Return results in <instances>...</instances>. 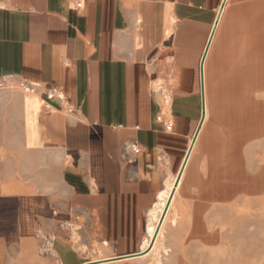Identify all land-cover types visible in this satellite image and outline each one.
<instances>
[{"label":"crops","instance_id":"obj_1","mask_svg":"<svg viewBox=\"0 0 264 264\" xmlns=\"http://www.w3.org/2000/svg\"><path fill=\"white\" fill-rule=\"evenodd\" d=\"M0 264H264V0H0Z\"/></svg>","mask_w":264,"mask_h":264},{"label":"built area","instance_id":"obj_2","mask_svg":"<svg viewBox=\"0 0 264 264\" xmlns=\"http://www.w3.org/2000/svg\"><path fill=\"white\" fill-rule=\"evenodd\" d=\"M78 1H80V0H78ZM20 88L26 93H32L34 91L33 86L31 84H28L27 82H22L20 84ZM44 93H45V100L46 101H51V100H53L55 98H57L59 100H63L64 99L63 93L60 90L56 89V88H48V89H46L44 91ZM158 119H160V118L158 117ZM166 128L167 129L170 128L169 124L166 126ZM132 149L134 151H137L135 146H133Z\"/></svg>","mask_w":264,"mask_h":264},{"label":"water","instance_id":"obj_3","mask_svg":"<svg viewBox=\"0 0 264 264\" xmlns=\"http://www.w3.org/2000/svg\"><path fill=\"white\" fill-rule=\"evenodd\" d=\"M172 195H173V191L170 193V196H169L168 201H167V203H166V206H165V208H164V210H163V213H162V216H161V218H160V220H159L158 225H160V223H161V221H162V219H163V216H164V214H165V212H166V210H167V207H168V204H169V201H170ZM155 235H156V234H155Z\"/></svg>","mask_w":264,"mask_h":264},{"label":"bare ground","instance_id":"obj_4","mask_svg":"<svg viewBox=\"0 0 264 264\" xmlns=\"http://www.w3.org/2000/svg\"><path fill=\"white\" fill-rule=\"evenodd\" d=\"M190 154V153H189ZM179 180V179H178ZM174 184V183H173ZM173 199V198H172ZM165 200H166V198H165ZM165 206H166V203H164L163 202V207L165 208ZM164 208H163V210H164ZM162 210V209H161ZM163 210H162V213H163ZM152 229V228H151ZM155 230L157 229V227L155 226V228H154ZM151 232V231H150ZM153 233V232H152ZM157 234V233H156ZM135 255V254H134Z\"/></svg>","mask_w":264,"mask_h":264},{"label":"rangeland","instance_id":"obj_5","mask_svg":"<svg viewBox=\"0 0 264 264\" xmlns=\"http://www.w3.org/2000/svg\"><path fill=\"white\" fill-rule=\"evenodd\" d=\"M231 254H232V252H231Z\"/></svg>","mask_w":264,"mask_h":264}]
</instances>
